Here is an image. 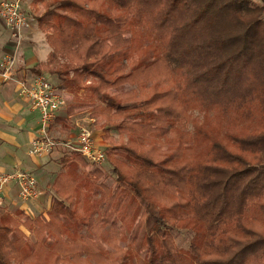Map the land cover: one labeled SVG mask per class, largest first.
Wrapping results in <instances>:
<instances>
[{"label":"trees","instance_id":"16d2710c","mask_svg":"<svg viewBox=\"0 0 264 264\" xmlns=\"http://www.w3.org/2000/svg\"><path fill=\"white\" fill-rule=\"evenodd\" d=\"M31 3L51 49L31 72L89 109L113 183L60 156L44 213L0 206V264H264V4Z\"/></svg>","mask_w":264,"mask_h":264},{"label":"crops","instance_id":"0c3cea01","mask_svg":"<svg viewBox=\"0 0 264 264\" xmlns=\"http://www.w3.org/2000/svg\"><path fill=\"white\" fill-rule=\"evenodd\" d=\"M30 1L21 0L23 10L29 8ZM251 1L255 5L263 4V0ZM26 15L29 14L26 13ZM29 17L33 20L19 36L12 34L10 28L0 19V63L7 58H14L16 79L32 76V66L38 62H44L51 50L44 33L38 29L35 18L31 15ZM44 44H47L48 48H45ZM56 88L62 93L64 99L66 98L65 101H71L72 94ZM67 109L63 106L56 112L55 119L49 127V134L59 141L74 145L75 142L72 141L76 138L77 124H89V117L85 118L86 114L81 113L83 109L69 112ZM64 125L67 128H64ZM90 127L93 129V124ZM39 129L40 115L37 109L20 94L17 82L4 81L0 75V171L6 173L16 169L28 171L35 176L39 190L33 201L24 202L19 198L18 189L14 183L9 184L4 189L0 202V206L8 211L20 209L32 215L35 211L39 213L43 210V203L44 206L49 205L50 184L56 173L61 170L56 161L60 157L59 149H65V147L58 148L42 157L30 156L28 148L30 142L39 136ZM93 136L96 146L102 148L103 141L96 139L97 133L94 129ZM55 171L56 173H53Z\"/></svg>","mask_w":264,"mask_h":264},{"label":"built area","instance_id":"2783aa9c","mask_svg":"<svg viewBox=\"0 0 264 264\" xmlns=\"http://www.w3.org/2000/svg\"><path fill=\"white\" fill-rule=\"evenodd\" d=\"M264 3V0H263ZM0 13L6 25L19 36L20 31L29 27L31 17L22 12L21 0H4L0 3ZM14 58H7L0 63V75L3 80H13L19 85L20 94L26 97L40 115L39 136L29 145L28 154L32 157H42L61 147L77 151L91 164H102L105 154L96 146L93 136V119L89 117V124H77V134L74 145L64 143L49 134V127L54 121L56 112L65 105V99L59 90L42 74H33L28 78L14 77ZM14 183L18 189V196L24 202L33 201L38 193V183L35 176L24 170L16 169L10 173L0 172V202L4 189Z\"/></svg>","mask_w":264,"mask_h":264},{"label":"rangeland","instance_id":"374dc122","mask_svg":"<svg viewBox=\"0 0 264 264\" xmlns=\"http://www.w3.org/2000/svg\"><path fill=\"white\" fill-rule=\"evenodd\" d=\"M2 1H4V0H0V3ZM31 2H32V0L30 1V6H29V8L27 10L26 9L23 10V8H22V12L24 14L27 13V14L33 16L35 18V22H36V17L39 16V15H41V14H43L44 8L42 7V5L40 3H37V4L32 5ZM27 5H28V3H27ZM0 19L2 20V22H6L5 19L3 18V16L1 15V13H0ZM11 31H12V34H14V31L13 30H11ZM20 33H21V31H20ZM44 47L45 48H48V45L47 44H44ZM0 72H1V69H0ZM29 75H31L30 72H29ZM48 79H49V81L53 85H55V86L57 85V82L58 81L55 78H53V77L50 78L49 77ZM4 81H12V80H4ZM124 87L126 88L127 86H123L122 88H124ZM84 92H85L84 90H81L78 93V95L81 96V97H83ZM109 93H113V91L112 90H109ZM65 103H66L64 105V108L65 109H67L68 107H70L71 105H73L75 103V100L73 99V96H72L71 101H65ZM82 109L83 110H81V113L83 115L86 114L85 118L86 117H90L89 109H87V108H82ZM200 118H201V116L196 111H189V119H188V127H189V130L192 129V121H196V119H198L199 121H201ZM93 129H94V132L97 133L96 139H99L100 140L101 139V136L103 135L102 134V128L100 126H96L94 124V122H93ZM110 134L112 136H115L116 135V131L112 127L110 129ZM101 144H103L102 147H105L107 145V143L104 142V141ZM99 148L102 149L101 147H99ZM59 150H60V152H59V155L60 156L66 154V153H69V151H70V149H67V148H65V149H59ZM58 159L59 158H57V160H56L57 162H58ZM87 163H88L87 170H92L94 168H98V169H100L103 172L105 182H107L110 185L113 183V176H112L111 171H110L111 165H110V162L108 160H105L102 164H91L88 161H87ZM0 172H3V171H0ZM53 173H56V171L53 172ZM46 208H47V205L45 204V206H44V203H43V210L41 212H39V213H44V211L46 210ZM39 213L37 211H35L32 215L39 214ZM140 214L141 213L138 212V214L136 215L135 220H134L135 223L140 220V216H141ZM172 234L174 236V243L176 244V246H178L181 249H186L188 247L189 241H190V239L192 238V235H193L192 232L189 231V230H175V229L172 230ZM127 235H128V233H127ZM30 240H32V237L31 236H30Z\"/></svg>","mask_w":264,"mask_h":264}]
</instances>
